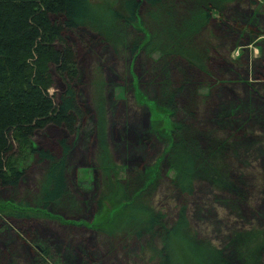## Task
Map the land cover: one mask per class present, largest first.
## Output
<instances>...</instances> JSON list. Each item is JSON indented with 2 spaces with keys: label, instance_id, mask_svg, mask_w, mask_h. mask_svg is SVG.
<instances>
[{
  "label": "rangeland",
  "instance_id": "1",
  "mask_svg": "<svg viewBox=\"0 0 264 264\" xmlns=\"http://www.w3.org/2000/svg\"><path fill=\"white\" fill-rule=\"evenodd\" d=\"M90 1L94 10L110 8L124 14V0ZM188 1L189 7H185L194 10L196 0ZM255 2L252 11L244 3H234L225 14H237L235 17L251 14L259 29L256 35L246 34V26L240 34L228 28L231 21H221L220 14L213 9L211 27L213 25V30L222 36L218 48L221 55L212 52L215 57L209 64L213 75L203 76L193 67L186 68L188 74L202 83L196 90L198 103L194 122L201 128L200 132L205 137L211 136L209 131L216 129L213 117L222 112L224 104H235L241 121H245L243 131L246 129L245 132L256 136L259 142H240V135L238 140L234 137L231 139L233 146L239 142L245 155L238 157L230 150V159L226 158L227 152L224 155V152L212 149L209 171L197 174L198 178H194L193 171L190 175V179L195 180V193L189 198L184 196L182 199L171 187L172 180L179 183L183 161L182 152L177 154L169 150V136L176 127L171 111L152 101L142 105V97L138 95L155 98L153 88L145 83L146 69L150 63L161 61L162 45H158L160 48L150 56L139 52L134 60L125 51L122 62L107 44L85 31L91 37V43L87 47L77 46L82 77L79 99L93 123L94 108L98 110L99 147L94 132L90 137L81 131L76 138H68L72 149L67 160V180L72 198L67 207L54 204L48 212L50 217L68 225L51 219H33L28 223L32 234L24 235L22 231L26 225L15 219L1 218L0 264H37L35 250L39 247L36 246L50 244L63 250V254L71 253L73 264H157L162 257L163 242L170 264H264V36H261L264 35V0ZM254 9L258 13H254ZM134 26L142 28L139 21L134 22ZM224 31L228 32L227 36H223ZM145 33L141 47L150 40V34ZM66 34L70 40L76 37L72 32ZM105 35L114 41L110 32ZM198 64L202 65L200 61ZM174 68L171 66L170 69ZM249 111L252 117L247 116ZM262 115L263 122H259ZM219 124L220 129L215 135L223 140L227 136L224 132L227 126L223 121ZM238 125L228 127L235 130ZM63 136L61 128L47 126L35 133L34 146L57 154V140ZM169 152L174 154L171 156L174 161L166 159L165 154ZM240 161L243 164L246 161V165ZM25 165L29 167L14 199L31 198L37 192V181L46 162L38 164L28 156L18 163L20 168ZM236 175L246 177L242 183L247 192L238 189L243 198L248 197L245 203L234 197L235 192L224 193L220 189ZM200 179L211 181V185ZM103 193L105 196L97 206L95 201ZM9 197V191L0 195V215L7 210L6 206L38 215L47 212L24 202H14L13 206L3 200ZM182 200L187 203L188 227L165 237L144 234L140 241L132 238L137 231L144 233L141 229L147 227L145 222L137 219L138 216L143 218L146 212L153 215L154 211H162L170 222ZM225 241L229 242L228 247L224 245ZM47 260L49 264H59L62 259L53 256Z\"/></svg>",
  "mask_w": 264,
  "mask_h": 264
},
{
  "label": "trees",
  "instance_id": "2",
  "mask_svg": "<svg viewBox=\"0 0 264 264\" xmlns=\"http://www.w3.org/2000/svg\"><path fill=\"white\" fill-rule=\"evenodd\" d=\"M218 2L196 0L195 9L190 11L188 0H124V14H120L110 8L104 11L94 10L90 0H0V195L9 191L11 197L3 199L9 204L14 206V202H24L27 206H36L47 211L45 215H38L29 212L28 208L24 209L27 211L20 212L6 206L7 210L0 215V220L15 219L26 225L22 231L24 235L32 234L28 223L33 219H51L68 225L49 215L54 204H64L67 207V202L72 198L67 180V160L72 149L68 138H76L81 131L86 137H90L94 132L96 145L99 147L100 144L98 110L94 108L93 123L88 119L86 108L79 99L82 77L77 46L87 47L91 43V37L85 31L95 34L102 43L107 44L122 62L125 59V51L134 60L139 52L150 56L156 48H160L158 45H162L161 61L150 63L146 69L145 83L153 88L155 98L149 99L143 93L145 97L140 93L138 95L142 97V105L152 101L171 111L176 127L169 136V150L177 154L183 153L182 176L179 183L172 180L171 187L179 192L182 199L195 193V180L190 179L192 171L194 178L200 177L197 174L201 172L209 171L208 161L212 149L224 152V155L227 152L226 158L230 159V150L238 157L245 155L239 142L233 146L231 139L238 140L240 135V142L258 143L256 136L247 134L246 129L243 131L245 121H241L235 104H224L221 107L222 112L213 117L216 129L209 131L211 136L205 137L206 135L200 132L201 128L194 125L198 103L196 90L202 83L188 74L186 66L197 69L203 76L213 75L209 64L215 57L212 52L221 55L218 48L222 36L213 30V25L211 27V11L215 9L220 14L221 21H231L228 28L239 34L246 29L245 33L253 36L259 30L251 14L236 17L237 14H225L226 9L234 3H244L252 8V11V6L256 5L255 0ZM255 12L258 13L254 9ZM136 21H139L141 29L134 26ZM244 26L246 27L243 29ZM225 27L227 28V25ZM67 32L75 34V39L70 40ZM106 32H110L114 41L106 37ZM145 32L150 34V40L141 47ZM222 34L227 36L228 32L224 31ZM171 66H175L174 70L170 69ZM88 84L91 87L90 80ZM250 113L249 111L247 116L252 117ZM221 121L227 126L224 127L227 136L222 138L223 140L215 135L216 130L220 129ZM259 122H263V115ZM237 124L239 125L235 130L228 127ZM47 126L61 128L65 134L57 140V154L50 149L34 146L35 133ZM234 131H237V134ZM165 155L168 161H174V157L171 158L173 153ZM28 156L38 164L46 162V166L37 181V192L31 198L14 199L15 192L29 167L25 165L20 168L18 163L20 159ZM241 163L243 164V161ZM171 164H168L169 167ZM244 164L246 165V161ZM99 170L102 171V168L99 167ZM233 178V181L226 182V186L220 189L224 193L235 192L237 195L234 197L241 198L245 203L248 197L244 199L241 193L247 192L242 183L246 177L236 175ZM205 181L211 182L207 179ZM104 196L103 193L97 198V206ZM184 201L176 207L174 219L170 222L162 211H154L153 215L146 212L143 218L138 216L137 219L145 222L147 227L141 229L144 233L137 231L132 238L140 241L144 234L151 237L161 234L165 237L170 236L169 233H177L179 229L188 227V208ZM228 241L224 243L227 247ZM163 243L160 250L162 257L157 260V264H170ZM36 248L37 264H49L47 259L53 256L62 259L59 264H73L71 253L63 254V250L55 245ZM227 251L229 257L230 251Z\"/></svg>",
  "mask_w": 264,
  "mask_h": 264
},
{
  "label": "flooded vegetation",
  "instance_id": "3",
  "mask_svg": "<svg viewBox=\"0 0 264 264\" xmlns=\"http://www.w3.org/2000/svg\"><path fill=\"white\" fill-rule=\"evenodd\" d=\"M261 36H264V35H261ZM258 37H260V36H258Z\"/></svg>",
  "mask_w": 264,
  "mask_h": 264
}]
</instances>
